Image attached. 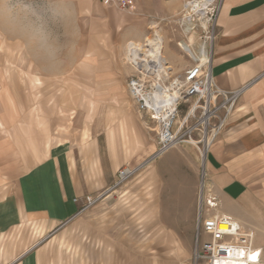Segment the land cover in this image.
<instances>
[{
  "label": "crops",
  "instance_id": "0c3cea01",
  "mask_svg": "<svg viewBox=\"0 0 264 264\" xmlns=\"http://www.w3.org/2000/svg\"><path fill=\"white\" fill-rule=\"evenodd\" d=\"M66 2L73 32L53 46L45 47L38 28L30 38L23 17L14 31L11 8L0 28V236L24 221L60 225L78 214L83 190L69 153L76 147L55 128L67 117L72 129L82 131L78 119L107 112L93 114L91 103H122L129 95L126 43L142 40L139 16L101 0ZM216 32L213 77L223 90L244 88L206 154L208 191L218 199V213L253 232L264 264V0H223ZM133 105L122 114L135 118ZM188 145L168 151L182 159L162 186L159 211L174 215L163 219L171 229L182 215L190 224L195 219L198 158ZM156 148L157 142L142 158ZM39 252L35 246L18 255L2 250L0 264H39Z\"/></svg>",
  "mask_w": 264,
  "mask_h": 264
},
{
  "label": "rangeland",
  "instance_id": "374dc122",
  "mask_svg": "<svg viewBox=\"0 0 264 264\" xmlns=\"http://www.w3.org/2000/svg\"><path fill=\"white\" fill-rule=\"evenodd\" d=\"M66 1L0 0V28L4 30L8 24L11 8L14 31L20 30L23 17V22L28 23L30 38L38 28L45 47L53 46L73 32V14ZM126 1L144 28L142 40L137 41L142 42L145 36L150 37L153 30H158L162 53L172 74L181 72L190 59L178 43L190 42L191 34V42L197 43L199 36V24L191 30V25L181 19L185 0ZM126 93L128 95L127 90ZM129 97L125 103H91L93 114H100V109L107 112L103 118L78 119L82 131L72 129L67 117L57 124L56 135L69 137L71 145L76 147L69 153L76 183L83 190L80 210L74 218L60 225L22 222L0 236L1 252L7 250L18 255L35 246L40 251L39 264L188 263L195 219L190 224L186 215H182L176 222L177 228L171 229L163 219L169 216L171 220L174 215L159 211L163 209L160 206L166 195L162 188L164 180L174 167L182 164L181 155L173 156L174 152L168 150L167 154L151 160L152 155L142 158L149 149L150 152L155 149L157 128L147 116L136 111L135 105V118L128 112L129 116L122 114L129 103H133ZM185 109V106L180 109V116ZM98 127H102L100 131L93 132ZM197 158L199 180L201 156L198 151ZM126 166L137 167V170L115 185L118 170Z\"/></svg>",
  "mask_w": 264,
  "mask_h": 264
},
{
  "label": "built area",
  "instance_id": "2783aa9c",
  "mask_svg": "<svg viewBox=\"0 0 264 264\" xmlns=\"http://www.w3.org/2000/svg\"><path fill=\"white\" fill-rule=\"evenodd\" d=\"M121 9H130L126 0H101ZM223 0H185L181 19L199 24L198 42H186L181 48L190 63L179 73L172 74L168 63L164 68L151 54L125 57L132 73L126 89L136 111L156 125V158L180 144L195 147L205 155L221 134L244 87L221 89L212 74V46L216 37V19ZM127 52V49H126ZM186 107L180 116V109ZM137 167H122L115 185L129 178ZM77 199H75L76 201ZM88 203L90 197H86ZM218 199L210 194L205 166H202L197 187L194 236L187 264H260L262 247L254 243L252 231L245 230L231 216L218 213ZM255 255L256 259L251 257Z\"/></svg>",
  "mask_w": 264,
  "mask_h": 264
},
{
  "label": "bare ground",
  "instance_id": "6f19581e",
  "mask_svg": "<svg viewBox=\"0 0 264 264\" xmlns=\"http://www.w3.org/2000/svg\"><path fill=\"white\" fill-rule=\"evenodd\" d=\"M192 38H193V34H191L190 42L192 41ZM126 44H127L126 45L127 52L125 54V57L127 59L132 58L131 48H133L134 49V56H137L138 54L144 55V54L149 53L152 55L153 59L156 60L160 64L161 67L164 68V63H168L166 61V57L162 53V38H161L158 30H153L152 36H150V37L145 36V38L143 39L142 42L137 41V40H131V41L127 42ZM178 46H180V48H185L186 43L179 42ZM151 159H153V158H150V160ZM201 163H202V166H204V164H205V155L204 154H202Z\"/></svg>",
  "mask_w": 264,
  "mask_h": 264
},
{
  "label": "snow or ice",
  "instance_id": "6c2138e0",
  "mask_svg": "<svg viewBox=\"0 0 264 264\" xmlns=\"http://www.w3.org/2000/svg\"><path fill=\"white\" fill-rule=\"evenodd\" d=\"M251 259L255 260V259H256V256H255V255H253V256L251 257Z\"/></svg>",
  "mask_w": 264,
  "mask_h": 264
}]
</instances>
